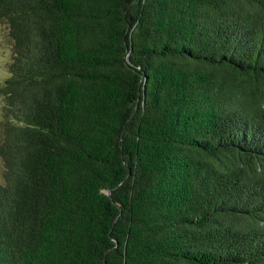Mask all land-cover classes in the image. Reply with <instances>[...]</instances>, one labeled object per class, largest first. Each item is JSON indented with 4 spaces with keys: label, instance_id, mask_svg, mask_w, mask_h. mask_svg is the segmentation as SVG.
Wrapping results in <instances>:
<instances>
[{
    "label": "trees",
    "instance_id": "trees-1",
    "mask_svg": "<svg viewBox=\"0 0 264 264\" xmlns=\"http://www.w3.org/2000/svg\"><path fill=\"white\" fill-rule=\"evenodd\" d=\"M0 19V264H264V0Z\"/></svg>",
    "mask_w": 264,
    "mask_h": 264
},
{
    "label": "rangeland",
    "instance_id": "rangeland-1",
    "mask_svg": "<svg viewBox=\"0 0 264 264\" xmlns=\"http://www.w3.org/2000/svg\"><path fill=\"white\" fill-rule=\"evenodd\" d=\"M11 58H12V43L8 35L7 24L3 19H0V84L9 75L8 64ZM2 104L3 101H2V96L0 94V141L2 138V132H1V120L3 118ZM3 170H4V165L0 157V182H4Z\"/></svg>",
    "mask_w": 264,
    "mask_h": 264
}]
</instances>
